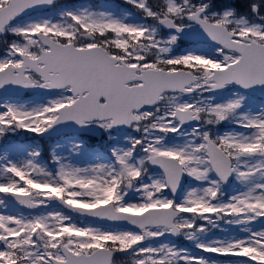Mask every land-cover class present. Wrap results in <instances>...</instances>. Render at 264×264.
I'll return each instance as SVG.
<instances>
[{"label":"snow or ice","instance_id":"obj_1","mask_svg":"<svg viewBox=\"0 0 264 264\" xmlns=\"http://www.w3.org/2000/svg\"><path fill=\"white\" fill-rule=\"evenodd\" d=\"M242 8L0 0V264H264V0Z\"/></svg>","mask_w":264,"mask_h":264},{"label":"rangeland","instance_id":"obj_2","mask_svg":"<svg viewBox=\"0 0 264 264\" xmlns=\"http://www.w3.org/2000/svg\"><path fill=\"white\" fill-rule=\"evenodd\" d=\"M228 1H232V0H228ZM112 2H115V3H121L122 0H112ZM58 4L60 5H66V6H86L88 4H91L93 7H102V8H107L108 4H109V0H82V1H76V2H71V0H60L57 2ZM243 0H241V4H239V6L242 5ZM243 10V9H242ZM241 10V11H242ZM45 13L49 11V9H45L44 10ZM256 100L259 101L260 100V94L257 93L256 95ZM252 100L251 98L245 102V106H247L248 103H251ZM229 125L225 124L223 125V127H228ZM58 139V137H57ZM47 144H45V153H47ZM61 151H66L67 150V147L66 146H63L61 149Z\"/></svg>","mask_w":264,"mask_h":264},{"label":"trees","instance_id":"obj_3","mask_svg":"<svg viewBox=\"0 0 264 264\" xmlns=\"http://www.w3.org/2000/svg\"><path fill=\"white\" fill-rule=\"evenodd\" d=\"M71 1H73V0H71ZM232 1H235L236 3H238V4H241V0H232ZM232 1H228V0H221V2H224V3H229V2H232ZM243 2H244V0H243ZM234 5H235V3H233ZM233 5V6H234ZM242 5H243V3H242ZM237 7V9L239 8V6H236Z\"/></svg>","mask_w":264,"mask_h":264},{"label":"water","instance_id":"obj_4","mask_svg":"<svg viewBox=\"0 0 264 264\" xmlns=\"http://www.w3.org/2000/svg\"><path fill=\"white\" fill-rule=\"evenodd\" d=\"M254 93H256V92H252V93H250V94H254Z\"/></svg>","mask_w":264,"mask_h":264}]
</instances>
